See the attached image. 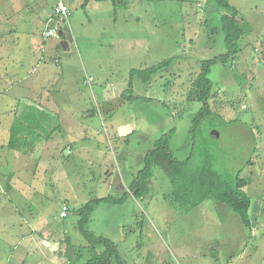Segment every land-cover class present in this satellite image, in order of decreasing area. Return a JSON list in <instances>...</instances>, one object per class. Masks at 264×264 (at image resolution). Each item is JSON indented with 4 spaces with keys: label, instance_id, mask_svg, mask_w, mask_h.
Wrapping results in <instances>:
<instances>
[{
    "label": "rangeland",
    "instance_id": "374dc122",
    "mask_svg": "<svg viewBox=\"0 0 264 264\" xmlns=\"http://www.w3.org/2000/svg\"><path fill=\"white\" fill-rule=\"evenodd\" d=\"M77 1L66 0L74 42L69 36L43 38L45 24L38 19L45 18L46 10L32 8L23 22L10 21L11 26L17 24V43L30 62L22 88L14 82L16 89L11 90L0 82V108L7 115L15 105L29 107L53 120L38 142L17 152L9 146L0 152L5 177L0 190V264H18V245L24 247L29 234L38 239L31 233L38 225L53 228L63 245L68 235L73 246H88L78 228V210L93 199L122 196V184L130 194L126 202L97 206L85 226L117 248L120 258H114V264H145L147 252L158 249V257L150 256L147 264H172L174 257L161 239L167 240V226L182 246L196 242L210 258L206 248L227 245L234 262L237 252L246 250L239 264H264V0H228L247 32L235 56L211 66L212 115L199 113L202 105L189 100V91L202 62L226 53L220 38L224 10L207 0H131L128 9L117 5L115 13L109 1L92 4L87 11ZM51 48H56L54 53ZM167 60L171 64L153 76L131 74ZM4 69L9 73L3 71V79H16V63ZM2 122L4 146L10 139V121ZM171 132L169 146L186 182L205 183L217 176L233 183L242 170L239 177L249 182L245 191L252 198L254 235L228 206L226 214L218 213L217 202L206 198L198 203L210 212L194 220L191 233L190 224L175 220L184 211L164 198L173 186L167 168L153 169L143 199L131 198L130 183L143 169L142 158ZM31 144L33 153H23ZM30 158L33 162L24 174L17 164L24 166ZM23 181L31 184L29 189ZM64 202L70 208L68 218L61 215ZM135 208L139 215L132 217ZM238 230L248 233L243 238L248 248L239 245ZM83 255L84 262L89 255ZM216 255L222 259L228 254Z\"/></svg>",
    "mask_w": 264,
    "mask_h": 264
},
{
    "label": "trees",
    "instance_id": "16d2710c",
    "mask_svg": "<svg viewBox=\"0 0 264 264\" xmlns=\"http://www.w3.org/2000/svg\"><path fill=\"white\" fill-rule=\"evenodd\" d=\"M89 1L90 0H86L85 5ZM98 1H110L114 7L117 5L123 6L124 3V0ZM182 1L193 2L191 0ZM207 1L215 3L225 11V14L221 17L222 26L220 38L226 47V53L202 62L198 78L194 81L193 87L189 91V100L197 101L202 105V108L199 111L201 115L214 114L209 104L210 99L213 97L212 89L214 86L213 81H210L209 79L211 66L217 62L227 61L230 57L235 56L239 50V41L247 32L246 27L240 21L238 10L232 7L228 0ZM262 59L264 61V56ZM171 62L172 60H167L144 71L133 70L131 74H139L140 77L145 79L147 76L155 75L156 72L170 65ZM19 112H21V114H19ZM52 120L53 119H51L50 116L45 114L39 117L36 113L31 111L29 107L19 109L12 124V129H10L8 148L20 151L24 146L29 144V142L31 143L39 140L42 137L41 134L46 132L45 126H52ZM171 134L172 132L161 137L156 142L155 148L143 157V169L130 183L131 186L129 187V191L134 193L136 198H141L149 190L148 181L152 178L153 169L167 168L173 186L164 198L175 205L174 207L179 205L184 212H189L200 205L198 202L201 199H211L228 206L240 218L245 229L251 233L252 222L249 217V210L252 205V198L245 191L249 186V182L241 180L239 177L242 170L238 172L236 180L233 183H227L220 178L216 180L217 176L208 178L205 183L186 182L184 180L186 176L184 171H182L184 169L181 170L177 166V164L179 165L181 163L176 162L172 156L173 152L169 146ZM49 136L50 135L47 136V139H50ZM201 182H203V180ZM129 195V192L126 191L121 198L108 196L93 199L78 210V215L81 217L78 228L82 235L87 239L89 245L87 247L76 248L72 243H69L68 252H71L72 250L77 253L74 264H114V258L119 260L120 256L117 248L109 240L105 238H97L90 234L88 230H85V226L90 219V215L94 212L97 206L101 204H123L126 202ZM199 195L203 196L197 200ZM97 247H103L105 249L104 251H98ZM85 252L89 255V258L87 257L83 262V254ZM123 263L125 264V261Z\"/></svg>",
    "mask_w": 264,
    "mask_h": 264
},
{
    "label": "crops",
    "instance_id": "0c3cea01",
    "mask_svg": "<svg viewBox=\"0 0 264 264\" xmlns=\"http://www.w3.org/2000/svg\"><path fill=\"white\" fill-rule=\"evenodd\" d=\"M124 1H126V0H124ZM191 1L194 2L196 0H191ZM73 2H74V0H67L68 4H71ZM85 2H86V0H80V2H79V0L77 1L78 5L83 10L87 11V10H89L90 6H92V4H99V3L105 2V1L90 0L86 5H85ZM126 2H127L126 4L123 3L124 9H128L130 7V5L132 4L131 0H127ZM54 6H55V0H0V16L4 17V19H2V20L0 18V29L3 30V32H2V30L0 31V82H4L5 84L10 85L9 88L11 90L16 89L15 85L14 84L12 85V83H14V82H16L17 83L16 85H18L20 88H22L23 84L21 83V80H24L25 68H26V65L28 64V62H30V58L26 57L24 55L21 45L17 43V39H18L17 33H16L17 29H18L17 24H13V26H11L10 24L12 22H10V21H12V19L16 18L17 19L16 21L21 23V21L23 22V20H21L22 17L26 16L27 12H32L34 8H38V9L46 10L45 13H43V15H46L45 18L42 20V18L39 16L40 19H38L40 25L45 24V27H46L47 21L51 18L52 14H53ZM113 7H114V5H113ZM114 8H115V13H116L117 9H116V7H114ZM63 38H65L64 35L60 39H63ZM66 42L67 41H62V44L64 46H67L68 44ZM43 43L45 44L44 41H43ZM28 46H30V45L28 44ZM55 50H56V48H51V51L53 53L55 52ZM10 62L16 63V67H17L16 72H18V75H16V77H14L16 79H13L12 81L3 79L1 77L3 71L5 72V74L9 73V69H8V71H5L4 67L8 66V64ZM8 76H11V75H8ZM7 79H9V78H7ZM22 101L23 100H17L15 103H19ZM25 106H29V104H25ZM19 109H21V108L16 106V105L14 106V109L12 107H10V110L8 112L9 114L6 115V112L2 111L3 109L0 108V139H1L2 132H3L1 127L3 126V123H4V122H2V120L7 118L8 122L10 121L9 122L10 123V129H12L11 127H12V124L14 122V118H15ZM11 110H13V111H11ZM12 117H13V121L11 122ZM8 122H7V124H8ZM10 129H9V133H10ZM9 138H10V134H9ZM36 141L38 142L39 140H36ZM8 142H9V139L8 140L6 139L4 146L0 145V152H2L3 150L4 151L8 150V148H7ZM29 144H30V142H29ZM98 145H100V144L98 143ZM30 146L31 147L27 149L30 152L25 151V150H23L25 152H23V151L22 152L25 154H32L33 153L32 150L34 149L33 148L34 144H31ZM97 148H98L97 149L98 155H99V157H101V154L103 155L101 145L98 146ZM86 149L88 150V147H86ZM13 152H17V151L14 150ZM25 161H26V165H24V166L19 165V163L17 164V167L19 169H21L22 173H24V174L27 173L28 167L31 164L30 162H33V159H31V158L29 160L25 159ZM0 162H2V160H0ZM1 168H2V165H1ZM0 172H1V170H0ZM37 172L38 171H37L36 167H34L31 171V174L33 175L34 178L36 177ZM3 180H5L4 174L0 173V190L2 192H3V188H2L3 187V182H2ZM22 185L25 187V189H29L31 186V184H28L25 181L22 182ZM121 186H122V189H125V192H126V189H127L126 185L124 186L122 184ZM2 192L0 195H2ZM4 192H6V191H4ZM123 194H122V196H123ZM146 194L147 193H145V195ZM122 196L117 197V198H121ZM131 196H132L131 198H133L134 200L135 199L139 200V199L144 198V196H142L141 198H136V196H134V193H132ZM63 205H67V207H69L66 202H64ZM63 205H62V207H63ZM217 205L219 206L217 208L218 213L226 214L228 212L227 211L228 209H226L227 208L226 205L218 203V202H217ZM195 210H196V213H195ZM211 210H212V208H211ZM69 211H70V208H69ZM172 211H173V209H172ZM205 212H210L209 208H208V210H204V209H201L200 206H198L197 208H195L189 212L177 214L175 217L176 218L175 220L176 221H184V222H187L188 224H190V226H191L190 232L192 233L196 227L194 224V220H196V219L198 220L199 217H203V215H205ZM138 215H139V212L135 208L132 211V217H135V216L137 217ZM62 218H68V215L66 217H62ZM167 222H168V220L165 221L166 224H167ZM38 227L39 228H32V231H31V233L39 235L38 239H35L33 235L29 234V237L24 238L25 246L21 247L20 244L18 245L19 248L21 249V252L19 254V259L17 260L18 264H62L63 262L71 263V261L72 262L75 261L77 253L75 251H72V250H71V252H68L69 243H72L70 241V238H71L70 236L65 234L67 236V239H69V241L68 242L66 241V244L63 245V244H61L59 239H55L54 235L56 234V232L54 231L53 228H51L49 226V228L42 230L39 225H38ZM166 228H167V233H166L167 240L164 237H161V239H162V242L164 243V245L167 246L169 253L174 257V261H172V264H212V263H214V264H239L237 261H243L245 259V255H246L245 251L246 250L243 252V254H239L237 252L238 258H237L236 262H234L233 256H235V255L233 252H230L228 250L227 245H225L223 248H220V247H217V248L212 247L211 249L206 248L207 252L211 251L212 257L210 258L207 254H205V252H202L201 249H199L196 246L197 245L196 242L189 243V245H187L186 247L182 246L180 244V240L174 235L175 230L171 231L168 226ZM231 232H233V231H231ZM236 232L238 233L236 238L242 239L241 242H239V245H245V247L248 248L249 246L243 240V238H245L246 236L248 237V233L246 234V232L244 230H238ZM176 233H177V231H176ZM24 235H27V234H24ZM252 235H254V231H251V236ZM168 241H169V243H168ZM75 247L76 248L87 247V245L86 246L85 245H79V246H75ZM157 251L155 253H154V251L151 253L149 251L147 252V256H146L147 260H146L145 264H147L150 256L151 257H158ZM216 254H223V256H224V254H228V255L226 257L220 259V257L219 256L217 257ZM210 261H211V263H208Z\"/></svg>",
    "mask_w": 264,
    "mask_h": 264
},
{
    "label": "built area",
    "instance_id": "2783aa9c",
    "mask_svg": "<svg viewBox=\"0 0 264 264\" xmlns=\"http://www.w3.org/2000/svg\"><path fill=\"white\" fill-rule=\"evenodd\" d=\"M71 8L67 5L66 0H55V6L51 18L47 21L43 37L45 40L50 38H59L60 31L69 36L71 42H74L71 27ZM91 80V79H90ZM63 205L61 215L66 217L68 215V207Z\"/></svg>",
    "mask_w": 264,
    "mask_h": 264
},
{
    "label": "clouds",
    "instance_id": "9594fccd",
    "mask_svg": "<svg viewBox=\"0 0 264 264\" xmlns=\"http://www.w3.org/2000/svg\"><path fill=\"white\" fill-rule=\"evenodd\" d=\"M60 32H62V35L59 33V35H60L59 39L62 38L63 35H64V37H66V36H65V33H64L63 31H60Z\"/></svg>",
    "mask_w": 264,
    "mask_h": 264
},
{
    "label": "water",
    "instance_id": "95a60500",
    "mask_svg": "<svg viewBox=\"0 0 264 264\" xmlns=\"http://www.w3.org/2000/svg\"><path fill=\"white\" fill-rule=\"evenodd\" d=\"M60 34L62 35V32H60ZM213 134L216 135V136H218V133L217 132H214Z\"/></svg>",
    "mask_w": 264,
    "mask_h": 264
}]
</instances>
